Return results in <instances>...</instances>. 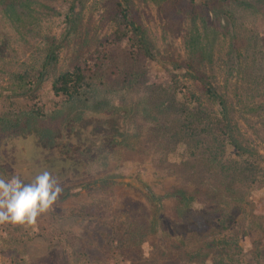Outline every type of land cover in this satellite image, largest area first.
I'll return each mask as SVG.
<instances>
[{
  "label": "trees",
  "instance_id": "1",
  "mask_svg": "<svg viewBox=\"0 0 264 264\" xmlns=\"http://www.w3.org/2000/svg\"><path fill=\"white\" fill-rule=\"evenodd\" d=\"M88 1H70L60 35L43 34L46 53L36 78L27 72L14 74L12 94L29 96L34 102L16 105L12 94L8 95L10 104L0 114V177L16 175L31 183L41 172H51L63 188L50 209L54 214L55 208L83 192L108 194L116 185L126 183L128 176L118 170L146 148L142 141L136 143L146 122L158 124L160 114L178 105L185 136L212 133L214 140L206 150L212 161L221 164L223 191L180 185L155 190L129 176L128 184L140 191L149 205L150 221L133 229L117 224L114 239L130 264H203L213 243L193 247L191 236H210L212 228L224 222L225 214L236 211L237 203L233 206L230 199L223 198L235 202L227 192L233 193V185L243 173L256 180L264 161L262 153L240 138L232 104L205 65L214 59L215 39L220 35L229 37L232 49L238 52L259 44L245 16L264 17V0H142L159 8L170 32L184 31L185 58L160 50L136 0H105L106 13L116 29L96 41L84 36L83 14ZM45 7L49 8L44 0H0L1 14L21 32L37 25ZM70 47L71 68L50 80L54 98L36 100L50 68L60 62L62 50ZM148 62L159 64L165 76L155 78ZM141 90L147 95L134 99ZM145 135V143L153 140ZM225 145L231 147L235 159L222 161ZM203 201L207 205L196 207ZM257 224L264 238V225ZM182 232L187 233L185 237ZM146 242L152 246L149 256L143 249ZM215 244L227 247L231 243L222 239Z\"/></svg>",
  "mask_w": 264,
  "mask_h": 264
},
{
  "label": "rangeland",
  "instance_id": "2",
  "mask_svg": "<svg viewBox=\"0 0 264 264\" xmlns=\"http://www.w3.org/2000/svg\"><path fill=\"white\" fill-rule=\"evenodd\" d=\"M70 1L44 0L49 8H42L37 25L24 32L17 30L0 12V114L10 104L8 95L15 87L14 74L27 72L37 77L46 53L43 34L63 32ZM136 4L160 50L185 58L184 31L170 32L161 11L152 2L136 0ZM245 20L259 44L238 52L232 49L229 37L220 35L215 39L214 59L205 69L232 104L240 138L264 156V17L249 15ZM115 29V22L106 13L105 0H89L83 14V35L96 41ZM72 61L73 48H64L60 62L50 68L43 89L36 93V100L54 98L50 80L70 69ZM147 65L155 78L165 76L159 64L148 62ZM180 75L190 82L185 73ZM146 95L147 92L141 90L133 98ZM12 97L20 106L34 102L29 96L12 94ZM176 100L178 103L179 97ZM179 117L177 105L160 114L158 124L146 122L145 132L136 139V143L142 141L146 148L124 161L125 166L118 171L128 176L126 183L116 185L108 194L83 192L55 208V214L51 210L41 214L32 225L0 224V264H130L116 248L115 226L121 224L133 229L147 225L150 212L143 194L128 184L129 176H136L155 190L180 185L223 191L221 164L212 161L206 150L214 140L212 133L201 131L185 136L180 126L184 121ZM164 126L166 129H161ZM145 133L153 140L145 143ZM220 156L223 162L235 159L228 145ZM255 177L256 180H252V176L243 173L242 181L233 185V193L227 192L235 197V202L230 197L223 199H230L233 206L237 203L236 211L225 214L224 222L214 226L210 236H191L189 243L193 247L213 243L209 247L212 253L203 264H264L263 232L257 226V223L264 225V161ZM204 205L207 201L196 207ZM186 234L180 235L185 237ZM222 239L231 244L227 247L215 244ZM143 249L149 256L152 246L146 242Z\"/></svg>",
  "mask_w": 264,
  "mask_h": 264
},
{
  "label": "clouds",
  "instance_id": "3",
  "mask_svg": "<svg viewBox=\"0 0 264 264\" xmlns=\"http://www.w3.org/2000/svg\"><path fill=\"white\" fill-rule=\"evenodd\" d=\"M63 192V188L45 170L31 183L19 176L0 177V224L32 225L38 217L48 212Z\"/></svg>",
  "mask_w": 264,
  "mask_h": 264
}]
</instances>
